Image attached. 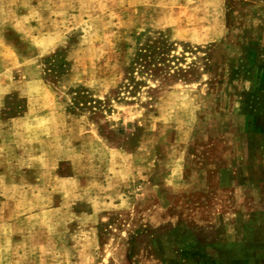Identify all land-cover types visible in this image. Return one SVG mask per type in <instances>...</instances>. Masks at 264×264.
I'll return each mask as SVG.
<instances>
[{
	"label": "rangeland",
	"instance_id": "1",
	"mask_svg": "<svg viewBox=\"0 0 264 264\" xmlns=\"http://www.w3.org/2000/svg\"><path fill=\"white\" fill-rule=\"evenodd\" d=\"M0 264H264V0H0Z\"/></svg>",
	"mask_w": 264,
	"mask_h": 264
}]
</instances>
